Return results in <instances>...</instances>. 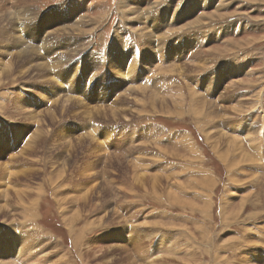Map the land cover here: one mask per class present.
<instances>
[{
	"label": "rangeland",
	"instance_id": "1",
	"mask_svg": "<svg viewBox=\"0 0 264 264\" xmlns=\"http://www.w3.org/2000/svg\"><path fill=\"white\" fill-rule=\"evenodd\" d=\"M12 1L0 0V264H264V133L251 137L264 127V0H125L126 15L122 0ZM53 12L82 32L42 33ZM106 169L118 189L100 206Z\"/></svg>",
	"mask_w": 264,
	"mask_h": 264
},
{
	"label": "bare ground",
	"instance_id": "2",
	"mask_svg": "<svg viewBox=\"0 0 264 264\" xmlns=\"http://www.w3.org/2000/svg\"><path fill=\"white\" fill-rule=\"evenodd\" d=\"M14 1H16L17 3H18V5L20 6V7H23L25 4H26V2L28 1V0H13L12 2H14ZM32 1H35V0H32ZM128 6H129V4L128 3H126L125 2V0H122V2H121V5H120V8H121V10H122V14H124V15H126V12L127 11H131V10H129V8H128ZM61 8V7H60ZM60 8H58V9H60ZM150 10V9H149ZM161 10V9H160ZM162 11V10H161ZM135 13V11L134 10H132V12H131V14L132 13ZM59 15H60V13H58V12H53V14L52 15H49L48 13L46 14V15H44V16H40V17H42V18H44L43 19V25H47V27H46V30H44L42 33H44V32H48V31H50V33H51V35H53L52 36V39H55V38H59V37H61L62 35L61 34H59V33H61V32H65L66 33V30L68 31H72L73 30V28L72 27H74L75 28V30H77L78 29V31H81V29H79V24H70L71 26H67V27H65L64 26V24H63V26H64V28H62V29H59L60 28V23H56L59 19L62 21L61 23H65V21H63V18H60L59 17ZM128 16V15H127ZM140 17V14L138 13V18ZM34 18H38L37 16L36 17H34ZM148 18V17H147ZM83 19V18H82ZM132 20H133V18H129V21H131L132 22ZM28 21H31V20H28ZM85 21V20H84ZM71 23L73 22V20H71L70 21ZM95 22V21H94ZM88 24V23H87ZM90 25H91V22L89 23ZM82 25V24H81ZM59 26V27H58ZM83 26H85L84 24L82 25V27ZM89 26V25H88ZM58 27V28H57ZM70 28V29H69ZM72 28V29H71ZM92 28H94L93 26H92ZM95 29V28H94ZM20 31H21V29H20ZM23 31V30H22ZM28 31V33L30 34L31 33V31L30 30H24V33H25V36L24 37H21V45L23 46V47H27V44H26V41L29 43L32 39H33V37H31L32 39H29V38H27V36H26V32ZM82 32V31H81ZM49 34V33H48ZM49 36V35H48ZM51 37V36H50ZM71 37V36H70ZM69 37V38H70ZM48 38V37H47ZM62 38H65V37H63L62 36ZM77 39V38H76ZM49 40V39H48ZM47 40V41H48ZM63 40V39H62ZM52 41V40H51ZM69 41H70V39H69ZM149 42H150V40H149ZM63 44H61L60 42H58V44L56 45V46H58V48H57V50L58 51H61L62 50V48H63V46H62ZM147 45H148V43H147ZM54 47V48H55ZM73 47V46H72ZM53 48V49H54ZM28 49L29 48H27L26 49V51H25V53H26V55L28 56V54L30 53V56L32 55V54H34V58L35 59H37V57H38V50H35L34 48H32L31 50H30V52H28ZM55 50V49H54ZM57 50H56V52H57ZM77 50H75L74 52H76ZM55 53V52H54ZM77 54V53H76ZM73 56V55H72ZM39 57H41V55L39 56ZM41 60V59H40ZM40 60H38V61H36L35 63V66H34V68H37V70H38V73H39V75H43V72L44 71H47V70H49V74H50V70H51V65H49L47 62H44V61H40ZM136 60V59H135ZM134 60V61H135ZM137 61V60H136ZM31 62L32 63H34L32 60H31ZM61 62L62 61H60L58 58L54 61V64L52 65V66H62L61 65ZM112 64H113V67H114V69L119 73V74H121L122 72H123V69H121V68H119V66H117L116 65V63H117V61H116V59H112ZM135 63V62H134ZM65 64V63H64ZM135 65V64H134ZM133 65V66H134ZM154 65V64H153ZM64 66V65H63ZM63 66H62V68H63ZM133 66L131 67V68H133ZM129 67V66H128ZM128 67H127V69H128ZM135 68V67H134ZM58 69V68H57ZM129 69H130V67H129ZM127 71V70H126ZM130 71V70H129ZM132 71V70H131ZM128 72V71H127ZM123 75L124 76H128L127 75V73L125 72V73H123ZM132 75V74H131ZM121 76H122V74H121ZM123 76V77H124ZM56 77V76H55ZM57 77H59L58 76V74H57ZM56 77V78H57ZM46 78H48L47 76H46ZM144 79V78H143ZM48 80V83H50L49 82V79H47ZM45 81V80H44ZM141 85H142V83H141ZM136 86H137V84H136ZM138 86H139V88H140V90H138L137 88V90L139 91V92H141L142 90H141V86H140V84H138ZM137 86V87H138ZM134 88V87H133ZM146 88V87H145ZM144 88V89H145ZM135 89V88H134ZM150 89V88H149ZM148 89V90H149ZM155 89V88H154ZM123 90V89H122ZM151 90V89H150ZM124 91V90H123ZM154 91V90H153ZM148 93V92H147ZM156 95H157V91H156ZM158 95H160V94H158ZM72 96V95H71ZM71 98V97H70ZM64 99H66V98H64ZM73 99V98H72ZM74 100V99H73ZM78 100V99H77ZM152 100L153 101H155V103H156V101L158 100V98L156 97V98H152ZM59 101V100H58ZM70 101V99H67V100H65V101H63V103L64 104H66V103H68ZM72 101V100H71ZM71 101H70V103H71ZM80 101V100H79ZM164 101H165V99H164ZM124 102V101H123ZM261 102V101H260ZM62 103V104H63ZM79 103H82V101L81 102H79ZM121 103H122V101H121ZM73 104V103H72ZM117 104V103H116ZM75 105V104H74ZM80 105V104H79ZM81 105H83L86 109H85V113L87 114V107L88 106H86V104H84V102L81 104ZM118 105V104H117ZM15 106H17V108L18 109H21V110H23V111H25L26 109H29L30 108V105L29 104H27L26 102H25V100H18V101H16V105ZM64 106H67V104L66 105H64ZM63 106V107H64ZM76 106V105H75ZM69 108H70V106H68ZM96 107V106H95ZM94 107V108H95ZM109 107V106H108ZM114 108H115V106H113ZM117 107V106H116ZM75 108V107H74ZM82 108V107H81ZM92 108V107H91ZM107 108V107H106ZM105 108V109H106ZM110 109V110H107V113H111V115H112V117H117V116H121V112L123 111V110H125V109H118V108H116V109ZM119 108H120V105H119ZM67 109V108H66ZM71 110H73L72 109V107L70 108ZM109 109V108H108ZM237 109V108H236ZM92 110V109H91ZM68 110H66V111H62L63 113H65V112H67ZM70 111V110H69ZM71 112V111H70ZM89 112V111H88ZM97 113H96V116L97 115H100V114H102V111L101 110H97L96 111ZM82 113H83V111H82ZM52 115V114H51ZM56 115V114H55ZM65 115V114H64ZM71 115H72V112H71ZM50 116V115H49ZM53 116V115H52ZM85 117H86V115H84ZM84 116H82V117H84ZM87 116H89V115H87ZM90 116H91V114H90ZM101 116V115H100ZM30 117H32L33 119H34V115H30ZM51 117V116H50ZM53 117H55V116H53ZM84 117V118H85ZM92 117V116H91ZM56 118H58V117H56ZM90 118V117H89ZM51 119H52V117H51ZM93 119V118H92ZM114 119H116V118H114ZM240 127V126H239ZM238 127V128H239ZM91 128V127H90ZM238 130V129H237ZM263 132L261 131L259 134H257V135H254L253 133H252V139L255 141L256 139L255 138H258V139H260V136L261 135H263V133H264V127H263ZM93 131V130H92ZM235 131V130H234ZM239 131V130H238ZM252 132H254V130H252ZM67 133V132H66ZM148 133V132H147ZM240 133V132H239ZM37 134L39 135V132H37ZM61 134V133H60ZM242 134V133H241ZM247 134H250L251 135V133L247 130L246 131V135ZM261 134V135H260ZM37 135V136H38ZM36 136V137H37ZM64 136H66V137H64ZM238 135H234V136H232V137H230V138H232V140H231V143H233V145H238V146H240V148L242 149V146L240 145V142H239V138L237 137ZM248 136V135H247ZM62 137V139H64V138H67L68 137V134L66 135L65 133H63V134H61L60 136H59V138H61ZM88 137L92 140V141H95V139H94V137L91 135V134H89L88 135ZM261 137H264V135L263 136H261ZM131 138V137H130ZM83 139V138H82ZM81 139V137H80V139L79 140H82ZM143 139V138H142ZM241 139V138H240ZM251 139V140H252ZM230 140V139H229ZM133 142V141H132ZM136 142V141H135ZM137 142H138V140H137ZM100 143V142H99ZM102 143V142H101ZM145 143V142H144ZM243 143V142H242ZM151 144H152V142H151ZM101 145V144H100ZM127 146H129V145H127ZM133 146V145H132ZM139 146H140V144H139ZM154 146H155V144H154ZM101 147H102V149H103V146L101 145ZM109 147V146H108ZM137 147H138V145H137ZM119 148V147H118ZM156 148L158 149L159 147L158 146H156ZM162 151H163V148H160ZM121 150V149H120ZM119 150V151H120ZM128 150V149H127ZM131 150V148L128 150V151H130ZM138 150V149H137ZM142 150V149H141ZM166 150V149H165ZM115 151V150H114ZM123 151V150H122ZM124 151H126V149H124ZM139 151H140V149H139ZM118 152V151H117ZM133 153H135L136 154V152H135V150L133 151V152H131V154L133 155ZM126 154H127V151H126ZM129 154V153H128ZM127 154V155H128ZM141 154L142 153H138L136 156H135V158H131V161H128L127 160V162H128V164H130L131 162H135V160L134 159H136V160H138L139 158H140V156H141ZM246 154V153H245ZM248 154V153H247ZM115 155V154H114ZM122 155V154H121ZM117 156V155H116ZM129 156H130V154H129ZM248 156V159L251 157V156H249V155H247ZM124 158V157H123ZM119 160V166L121 167V163H122V170H123V162H124V160L125 159H122V158H119L118 159ZM112 161V160H111ZM126 161V160H125ZM66 162V161H65ZM133 162V163H134ZM69 163V162H68ZM99 164L100 163H102V161H99L98 162ZM113 163V162H112ZM136 163V162H135ZM66 164V163H65ZM126 163H124V166L126 167V166H129V165H125ZM95 167L94 168H92V167H90V168H87V169H85V172H90V171H94L95 170V173H96V171H97V173H98V175H100V171H98L97 170V168H96V164L94 165ZM108 166V165H107ZM118 166V165H117ZM131 166H132V164H131ZM131 166H129L130 168H131ZM89 167V166H88ZM113 167V166H112ZM136 167V168H135ZM2 168V167H1ZM4 168V167H3ZM114 168V167H113ZM5 169V168H4ZM137 169V166H136V164H134V175H133V179L135 180V182H141L142 181V177L143 176H145L143 173H138V171L136 170ZM7 170V169H6ZM113 170V169H112ZM117 170H119V169H117ZM125 170V169H124ZM62 172L64 173V171L62 170ZM119 172V171H118ZM93 173V172H92ZM90 173L91 174V176H88L87 175V178L89 179V180H91L90 182H94V183H96L95 181L98 179H94L93 180V176L92 175H94L95 173ZM106 173V174H105ZM105 173L103 174L104 175V177H105V181H104V183H101V184H99V188H97V191H98V194H99V196H101L103 199H101V203H100V206L101 205H104V206H107V204H108V201H106L107 200V198H106V196H108V195H110V189L109 188H114V189H118V187L117 186H115L114 184H113V178H110L111 177V172H110V170H107L106 169V171H105ZM120 174L122 173V172H119ZM86 174V173H85ZM84 174V175H85ZM102 175V176H103ZM110 176V177H109ZM148 177H149V179H148V183H149V181L152 183V185L155 187V186H157V185H160V183H161V181H164V180H161V179H159L160 178V176L158 175V174H156V173H152V174H148L147 175ZM162 177H163V175H162ZM165 177V176H164ZM86 178V179H87ZM145 178V177H144ZM165 179V178H164ZM147 181V180H146ZM204 182H205V180H204ZM136 183V184H137ZM144 183H146V182H144ZM144 183H142L141 182V184H144ZM89 185V184H88ZM137 185H139V184H137ZM146 185H147V183H146ZM110 186V187H109ZM141 186V185H140ZM142 187H144V185H142ZM163 187V186H162ZM93 188V187H92ZM91 188V189H92ZM94 189V188H93ZM121 188H119V190H120ZM118 190V191H119ZM154 190H156L155 188H154ZM74 191V190H73ZM72 191V192H73ZM77 192V191H76ZM81 193V192H80ZM88 194V193H87ZM118 195H119V193H118ZM170 196H173V197H175V198H177L178 199V196H176L175 194H173V193H171V195ZM91 200V199H90ZM2 212V211H1ZM234 213V212H233ZM30 218H31V216H30ZM81 217H80V212H74L72 215H71V218L69 219V222H68V225H69V227H73V225L75 224V222L77 221V220H79ZM106 218V217H105ZM107 219V218H106ZM94 223V222H93ZM93 225V224H92ZM86 227V226H85ZM87 229V228H86ZM85 232V230H83V232L82 233H84ZM79 234L80 236H83V234ZM129 233V232H128ZM31 234V233H30ZM107 240H108V237H107ZM253 240V239H252ZM115 241H117L116 239H115ZM111 242H114V240H112L111 239ZM86 244H88L87 246H89V247H91V243H88V241L86 242ZM92 244H94V245H97L98 243L97 242H92ZM98 247L97 248H99V247H101L99 244L97 245ZM252 264V263H251Z\"/></svg>",
	"mask_w": 264,
	"mask_h": 264
},
{
	"label": "crops",
	"instance_id": "3",
	"mask_svg": "<svg viewBox=\"0 0 264 264\" xmlns=\"http://www.w3.org/2000/svg\"><path fill=\"white\" fill-rule=\"evenodd\" d=\"M158 149H160V147L158 148ZM135 150V152L136 151H138V153H139V150H136V149H131L130 151H129V153H130V156H133L132 154H131V152H133ZM137 152H136V154L135 153H133V154H135L134 156H133V158H135V156L138 154Z\"/></svg>",
	"mask_w": 264,
	"mask_h": 264
}]
</instances>
